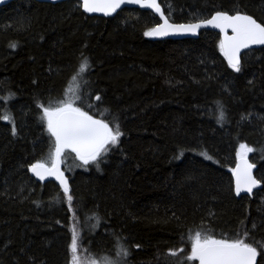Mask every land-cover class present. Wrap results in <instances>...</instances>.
<instances>
[{
	"label": "trees",
	"instance_id": "obj_1",
	"mask_svg": "<svg viewBox=\"0 0 264 264\" xmlns=\"http://www.w3.org/2000/svg\"><path fill=\"white\" fill-rule=\"evenodd\" d=\"M160 5L172 23L219 11L264 24V0ZM157 24L136 9L88 17L76 1L16 0L0 9V116L9 114L16 129L13 135L12 124L0 119V264H70L73 225L77 254L89 260L117 256L115 241L122 236L126 264H177L189 249V234L204 230L215 238L247 234L261 264L264 48L243 53L237 73L219 50L218 34L151 41L144 32ZM84 57L91 64L88 83L74 82ZM70 89L94 118L114 126L115 117L124 133L99 169L65 152L74 211L61 188L30 175L51 147L37 103L58 102ZM241 143L254 149L248 158L261 189L237 198L230 169ZM94 216L100 221L95 228Z\"/></svg>",
	"mask_w": 264,
	"mask_h": 264
},
{
	"label": "snow or ice",
	"instance_id": "obj_2",
	"mask_svg": "<svg viewBox=\"0 0 264 264\" xmlns=\"http://www.w3.org/2000/svg\"><path fill=\"white\" fill-rule=\"evenodd\" d=\"M84 13H102L104 16H111L122 5H138L140 8L152 9L159 14L163 23L157 24L144 32L147 37H165L169 35L192 34L196 35L201 28L218 29L222 35L219 42V50L228 67L234 72L242 71L241 52L252 48L253 45H264V24L258 23L252 16L241 14H228L226 12H216L210 18L200 19L197 22L172 23L164 15L157 0H78ZM229 32L231 34H229ZM15 48V44L11 45ZM83 57V53L81 54ZM91 70V64L87 57H84L79 66V71L73 77L88 80L84 74ZM79 88V84H77ZM71 91V89L69 90ZM81 98L77 95H67L58 102L49 101L45 106L38 102L37 107L41 109L42 122L46 125L47 132L51 140L47 161H37L30 166V171L40 181H45L49 177L59 183L63 192V199L66 200L69 211L73 209V196L68 180L61 170L62 157L65 152L74 153L75 158L81 162L82 166L95 165L99 169L103 158L120 143V138L124 135L121 131L117 118L113 117L114 126L102 119H96L77 103ZM99 95L96 100H100ZM220 121L224 119L222 106L218 108ZM0 119L12 124V133L16 134L13 118L9 114L0 116ZM254 149L245 143L239 145L236 153L237 164L235 169H230L235 177V195L241 193L251 194L254 188L260 186V181L252 175L254 164L249 163L247 154ZM205 158L210 159L206 153ZM97 227L100 223L99 217H92ZM72 238L69 245L70 264H122L129 255L123 237L116 238V255L120 261H114L108 256H103L100 260L90 259L83 261L78 255L80 247V237L75 225L72 229ZM191 242V252L186 254L184 261H198V264H257V257L261 255L257 247L246 242L247 234L244 238H215L207 234L204 230H197L194 235L189 234ZM260 247L264 249V244ZM180 251H183L181 248ZM172 255H177L175 251ZM183 264V261L181 262ZM261 264H264L262 256Z\"/></svg>",
	"mask_w": 264,
	"mask_h": 264
},
{
	"label": "water",
	"instance_id": "obj_3",
	"mask_svg": "<svg viewBox=\"0 0 264 264\" xmlns=\"http://www.w3.org/2000/svg\"><path fill=\"white\" fill-rule=\"evenodd\" d=\"M16 0H0V9L7 6L8 4L14 2ZM35 1L36 3H41V4H50V5H56V4H60V3H64V2H68V1H76L78 2V0H33ZM162 0H157V2L160 4ZM161 7V5H160ZM81 9V12L83 14H85L86 16L88 17H97V18H103V19H109V18H112L114 17L118 12L124 10V9H136V10H139V11H145V12H149L151 13L155 18H157L159 20V23H163L162 20H160V16L159 14H157L156 12H154L152 9H147V8H140L138 5H128V4H125V5H122L120 9H118L115 13H113V15L111 16H104L102 13H84L83 10H82V7H80ZM162 10V8H161ZM163 11V10H162ZM215 14V13H214ZM213 14V15H214ZM166 17V16H165ZM167 18V17H166ZM210 18V17H209ZM168 19V18H167ZM169 20V19H168ZM171 22V21H170ZM197 22V21H196ZM178 24V23H177ZM181 24V23H180ZM201 32H211V33H215V34H218L219 37H220V40L223 38L222 35L219 33V30L218 29H212V28H201L198 30L197 34L196 35H192V34H181V35H169V36H165V37H148L151 41H166V40H171V41H181V40H187V39H197L200 35ZM229 34H231L229 32ZM260 48H264V45H253L252 48L250 49H245L241 52V55L247 51H251V50H256V49H260ZM74 154V153H73ZM248 159V162H250L249 158ZM237 159H236V162H235V166H234V169L236 167V164H237ZM61 170L63 171V168H62V163H61ZM255 167H253L252 169V175L255 177ZM30 175L33 179L37 180L38 182H51V183H54L56 186H59V183L56 182L54 179H52L51 177H49L48 179H46L45 181H40L38 180L34 175L33 173L30 171ZM66 177V176H65ZM67 179V178H66ZM232 185H233V192H234V196L235 197H241V196H246V197H251L253 193H255L256 191H259L261 189V183H260V186L257 187V188H254L252 193L251 194H248V193H241L240 196H236L235 195V177L233 176L232 174ZM257 262H258V257H257ZM196 264H198V261L196 262Z\"/></svg>",
	"mask_w": 264,
	"mask_h": 264
},
{
	"label": "rangeland",
	"instance_id": "obj_4",
	"mask_svg": "<svg viewBox=\"0 0 264 264\" xmlns=\"http://www.w3.org/2000/svg\"><path fill=\"white\" fill-rule=\"evenodd\" d=\"M76 93H77V91L76 90H73V91H69L68 93H67V95H76ZM77 103H78V101H77ZM248 155H249V153L247 154V158H248ZM66 162H67V156H65L64 158H63V160H62V164L63 165H66ZM190 252H191V242H190V240H189V249L187 250V252L186 253H184V254H181V257H179L180 256V254H178V256L176 257V259H179V262L177 263V264H181V262L183 261V263H184V260H183V258L185 257V255L186 254H190ZM78 256H79V254H77ZM80 257V256H79ZM112 260H114V261H120V257H118V256H114V257H110ZM83 261H85V262H88V261H90L89 259H87V258H85V257H82L81 258ZM100 260V259H99ZM188 262V261H187ZM190 262V261H189ZM122 264H126V261H124V262H122Z\"/></svg>",
	"mask_w": 264,
	"mask_h": 264
}]
</instances>
